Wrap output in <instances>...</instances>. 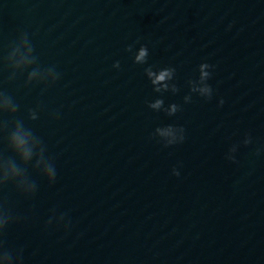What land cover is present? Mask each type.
Returning <instances> with one entry per match:
<instances>
[{
  "label": "water",
  "instance_id": "1",
  "mask_svg": "<svg viewBox=\"0 0 264 264\" xmlns=\"http://www.w3.org/2000/svg\"><path fill=\"white\" fill-rule=\"evenodd\" d=\"M25 38L54 83L11 67ZM0 91L57 174L0 188L21 264L237 263L264 207V0H0Z\"/></svg>",
  "mask_w": 264,
  "mask_h": 264
},
{
  "label": "clouds",
  "instance_id": "2",
  "mask_svg": "<svg viewBox=\"0 0 264 264\" xmlns=\"http://www.w3.org/2000/svg\"><path fill=\"white\" fill-rule=\"evenodd\" d=\"M24 43L28 45V54H21L19 59H15L16 51L8 54V60L11 61V67L15 69L26 70L31 68L28 73L27 83L31 84L33 78L40 74L55 73L54 78L51 82H55L59 79V73L55 71L54 68L41 69L37 64V57L33 54L34 48L31 42L25 38ZM147 49L141 48L139 54L135 57L137 62H143L147 56ZM35 65V67H33ZM115 67H119V62L117 61ZM212 65L208 63H202L200 65L201 69V79H207L210 76L208 69ZM15 73L9 79L15 78ZM147 75L151 78L153 85H161L162 82L166 81L172 76L171 69H163L156 72L151 69L147 70ZM163 87L168 88V84L164 83ZM160 87L156 88V91H160ZM201 94H207L211 96L212 88L211 86L205 85L199 89ZM221 105L224 103L223 100L220 101ZM163 104L162 100H156L150 106L154 109H159ZM19 109L13 98L4 91H0V113H11L15 114ZM176 111V106H172V112ZM31 119L35 120L38 118V114L35 110H30ZM10 123L14 127L10 130ZM170 130V129H169ZM7 132L6 137L8 142V148L11 149L16 156L19 157L21 164H18L13 157H4L0 155V188L7 185L8 183H13L18 191H20L25 196H30L37 190V184L34 180L30 178L27 170V165L31 164L35 158V163L33 167L43 173L50 183H54L56 180V169L50 158L45 156L46 146L44 145L42 139L36 136L30 128L25 127L22 120L16 119L12 122L6 120H0V132ZM23 165V166H21ZM179 175V173H176ZM63 216V214H62ZM17 217L13 216L11 209L7 206L5 200H0V237L3 236L6 227L14 222ZM52 222L49 219L48 224ZM0 262L3 264H21L22 262V250L13 252L4 247L3 239H0Z\"/></svg>",
  "mask_w": 264,
  "mask_h": 264
}]
</instances>
